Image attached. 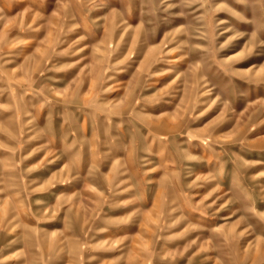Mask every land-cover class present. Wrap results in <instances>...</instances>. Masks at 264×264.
Returning <instances> with one entry per match:
<instances>
[{
  "label": "rangeland",
  "instance_id": "374dc122",
  "mask_svg": "<svg viewBox=\"0 0 264 264\" xmlns=\"http://www.w3.org/2000/svg\"><path fill=\"white\" fill-rule=\"evenodd\" d=\"M0 264H264V0H0Z\"/></svg>",
  "mask_w": 264,
  "mask_h": 264
}]
</instances>
